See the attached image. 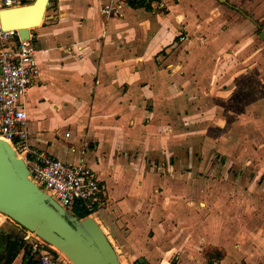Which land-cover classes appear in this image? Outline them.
<instances>
[{
  "label": "crops",
  "instance_id": "0c3cea01",
  "mask_svg": "<svg viewBox=\"0 0 264 264\" xmlns=\"http://www.w3.org/2000/svg\"><path fill=\"white\" fill-rule=\"evenodd\" d=\"M184 1L49 0L27 142L96 173L120 262L264 264V0Z\"/></svg>",
  "mask_w": 264,
  "mask_h": 264
},
{
  "label": "built area",
  "instance_id": "2783aa9c",
  "mask_svg": "<svg viewBox=\"0 0 264 264\" xmlns=\"http://www.w3.org/2000/svg\"><path fill=\"white\" fill-rule=\"evenodd\" d=\"M34 0H0V9L25 5ZM152 9L166 8L167 0H132ZM103 13L112 8L105 5ZM179 35V40L182 39ZM36 45L30 35L21 39L17 30L0 27V138L25 160L29 177L70 213L74 208L89 212L104 202L103 186L96 173L83 164H70L44 151L29 148L27 116L22 102L37 71ZM30 156V157H29ZM87 215V216H88ZM30 246L39 264H73L62 252L33 235Z\"/></svg>",
  "mask_w": 264,
  "mask_h": 264
},
{
  "label": "water",
  "instance_id": "95a60500",
  "mask_svg": "<svg viewBox=\"0 0 264 264\" xmlns=\"http://www.w3.org/2000/svg\"><path fill=\"white\" fill-rule=\"evenodd\" d=\"M48 1L0 9V27L17 30L19 38L28 39L30 30L41 24ZM0 213L55 245L73 264H121L94 218L71 214L37 186L25 160L1 138Z\"/></svg>",
  "mask_w": 264,
  "mask_h": 264
},
{
  "label": "trees",
  "instance_id": "16d2710c",
  "mask_svg": "<svg viewBox=\"0 0 264 264\" xmlns=\"http://www.w3.org/2000/svg\"><path fill=\"white\" fill-rule=\"evenodd\" d=\"M72 212L80 218L89 214V212L85 210L76 208H74ZM20 250H23L24 264H39L37 255L32 251L27 238L0 233V264H11ZM208 257L210 258L212 255H208Z\"/></svg>",
  "mask_w": 264,
  "mask_h": 264
},
{
  "label": "rangeland",
  "instance_id": "374dc122",
  "mask_svg": "<svg viewBox=\"0 0 264 264\" xmlns=\"http://www.w3.org/2000/svg\"><path fill=\"white\" fill-rule=\"evenodd\" d=\"M187 0H185L184 2H186ZM193 1H195V2H199L200 0H193ZM179 2H182V0H179ZM179 35H181V37H183L182 39H180L179 40ZM186 39V34H184V33H179L178 34V40L179 41H184ZM7 142V141H6ZM18 153V152H17ZM201 153V152H200ZM18 155H19V153H18ZM176 157L177 156H180L179 154H174ZM203 155H205L204 153H201L200 154V157L201 156H203ZM182 156H184L183 158H184V162L187 164V159H186V155H182ZM186 164H184V165H182V166H179V168L180 169H178V170H182V169H184V170H186L185 168L187 167V165ZM191 168V167H190ZM2 214V213H1ZM71 214H73V212H71ZM74 215V214H73ZM92 216V215H91ZM0 227L1 228H3V230H10V231H12V232H14V231H16V229H18L19 231H21V233L23 232V233H25V230L26 229H24L23 227H21L20 225H18L16 222H14V221H12L11 219H9L8 217H6L4 214H2V217H0ZM29 234V233H28ZM31 234V235H30ZM29 235H30V238L31 239H33L34 238V234L33 233H30ZM185 240V239H184ZM203 252V254H204V256H206L207 258H208V255H214L215 253H216V251H214V250H208V249H206V250H203L202 251ZM122 264H134V262L133 263H131V262H129V261H127V260H125V259H122V262H121ZM173 264H175L176 263V258L174 257V262H172Z\"/></svg>",
  "mask_w": 264,
  "mask_h": 264
},
{
  "label": "bare ground",
  "instance_id": "6f19581e",
  "mask_svg": "<svg viewBox=\"0 0 264 264\" xmlns=\"http://www.w3.org/2000/svg\"><path fill=\"white\" fill-rule=\"evenodd\" d=\"M38 26V25H37ZM4 141H6V140H4ZM0 217H2V214L0 213ZM52 247L54 248V249H57V250H59L55 245H52Z\"/></svg>",
  "mask_w": 264,
  "mask_h": 264
}]
</instances>
